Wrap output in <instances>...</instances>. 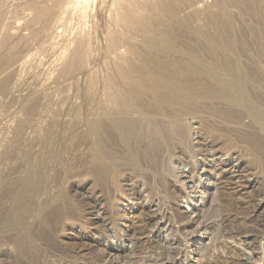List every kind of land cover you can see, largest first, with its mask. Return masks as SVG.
I'll return each instance as SVG.
<instances>
[{
	"label": "rangeland",
	"instance_id": "374dc122",
	"mask_svg": "<svg viewBox=\"0 0 264 264\" xmlns=\"http://www.w3.org/2000/svg\"><path fill=\"white\" fill-rule=\"evenodd\" d=\"M146 1L0 0V264H264V0H178L172 46ZM142 55L204 86L156 100Z\"/></svg>",
	"mask_w": 264,
	"mask_h": 264
},
{
	"label": "bare ground",
	"instance_id": "6f19581e",
	"mask_svg": "<svg viewBox=\"0 0 264 264\" xmlns=\"http://www.w3.org/2000/svg\"><path fill=\"white\" fill-rule=\"evenodd\" d=\"M129 1L130 2H136V0H129ZM176 1H178V0H147L145 2V3H147L146 8H148L149 10H150L149 7L152 8V6L153 7L155 6V8H158L159 11L162 12L163 14H171L174 17L175 24L172 27H169V28L166 27L167 30L165 32H163L164 33L163 36H160L158 33H156L154 30H152L150 27H148V23L143 22L142 20H134V22H131V23H134L132 25L135 27L145 29L147 38L150 42L154 43L155 41H158L161 38H163L165 42H163L162 40H160V41H162L163 43H166L167 45H171L172 40H173L172 38L174 35L172 32V28L176 27V28H180L181 30H183V28H184V29H188V30H192V31L198 29L197 27L192 25V19L190 17H186V16L184 18L180 17V12L182 11V8H181V5L179 6V4L178 5L175 4ZM251 2L254 4V2H256V0H253V1L251 0ZM181 4H182V2H181ZM214 4L218 7H220V9L223 7V1L222 0H215ZM142 5H144V4H142ZM224 5H225V3H224ZM116 7H117V9L121 15L120 21L124 25V17L125 18L128 17L129 15L134 13V11L130 10L129 6H127L126 3L124 4V1L119 2ZM212 19L216 20L217 26H218V32H219L218 33V32L214 31L217 36L213 35V36H210V38H208V39H210V41L214 42V41H218L219 40L218 37L222 36L223 34L221 33L222 30H221L220 21L218 20V16L213 15ZM144 21H145V19H144ZM120 41H121V37L118 33L114 32L111 34V46L112 47H115L118 43H120ZM78 52H79V54L73 55V59H71L67 63V65H65V67H64L65 71L71 72L74 68L82 66L81 61L80 62L78 61L77 63L74 62L75 58L83 57L82 56L83 54H81V51L79 49H78ZM211 53H213V52H211ZM140 61H141V64L135 63L134 61H129V63H128L129 67L127 69V76L128 77H134L135 76L137 79V80H135V85L139 89L152 94V96L156 100H166L167 101V100L177 99L182 91H186V90L187 91H194V90L198 89L197 87L203 85V83L200 80H198L196 78L195 79L190 78V76L192 75L190 69L185 68L186 70L185 69L182 70V68H179V69L172 68L174 70L170 71L168 73L167 72L168 69L171 70L169 67L173 66L170 63H168L166 65L165 63H162V62L152 58L149 55H142ZM121 69H122V72L124 73V66H122ZM5 73H7V72H5ZM195 73H196V71H195ZM232 73H234V72L232 71ZM236 77H237V75H236ZM7 80H8V78H4L0 82V89L3 88V86L6 84ZM203 86H201V87H203ZM206 90H207V92H205V93H208V95L213 94V95H217L218 97H222V98H225L227 96V94L225 92H222V91H220L216 88L210 87V86L207 87ZM33 109H34V107L31 110H33ZM132 109H133V111L134 110L137 111V108H135V107H133ZM146 111L149 113L155 112V111H157V108L156 109L146 108ZM92 127L97 131V130H101L104 126L102 125V122L100 120H97L94 122ZM96 155H97L98 164L100 162H103V160L105 158V154L103 151H101V149H98Z\"/></svg>",
	"mask_w": 264,
	"mask_h": 264
}]
</instances>
